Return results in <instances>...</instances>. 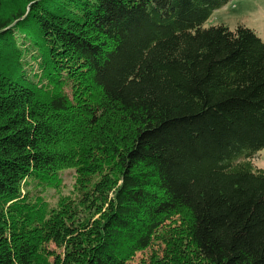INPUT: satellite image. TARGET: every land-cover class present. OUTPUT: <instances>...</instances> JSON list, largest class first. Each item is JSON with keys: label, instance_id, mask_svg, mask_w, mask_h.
<instances>
[{"label": "trees", "instance_id": "16d2710c", "mask_svg": "<svg viewBox=\"0 0 264 264\" xmlns=\"http://www.w3.org/2000/svg\"><path fill=\"white\" fill-rule=\"evenodd\" d=\"M228 1L0 0V264H128L176 216L143 264H264V41L204 27ZM68 168L74 210L29 189Z\"/></svg>", "mask_w": 264, "mask_h": 264}, {"label": "rangeland", "instance_id": "374dc122", "mask_svg": "<svg viewBox=\"0 0 264 264\" xmlns=\"http://www.w3.org/2000/svg\"><path fill=\"white\" fill-rule=\"evenodd\" d=\"M25 3L26 0H1V12L4 15H9L10 12ZM219 24L227 26L230 30H233L237 26L246 27L264 41V0H229L223 6L213 11L204 27L207 28ZM30 54L28 52L25 55V60L28 62L29 67L34 68L36 67V63L30 58ZM253 165L264 169V149L255 154ZM59 177L60 182L55 186H39L36 181H33L29 183V189L32 193L38 194L41 197L43 196L50 204V207H60L61 204H65L71 205V210H74L83 197L82 190L77 185L75 171L69 168L64 169L59 172ZM91 213H93V210H91ZM91 213L88 212L86 216L89 217ZM97 217H99V214L94 216V218ZM180 221L179 217L176 216L166 222L157 232L156 237L158 240H154V248L136 253L128 264H143L149 258L152 251H158V245L162 248L164 241L159 239L161 235H171L175 239L179 238L183 231L181 228L183 224ZM45 251L48 253L51 261L59 250L51 244L45 247ZM156 254L159 257L160 253Z\"/></svg>", "mask_w": 264, "mask_h": 264}]
</instances>
